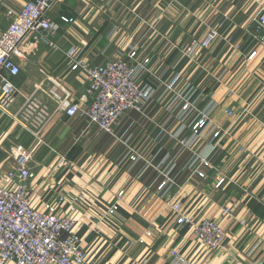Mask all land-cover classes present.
<instances>
[{"label": "crops", "instance_id": "0c3cea01", "mask_svg": "<svg viewBox=\"0 0 264 264\" xmlns=\"http://www.w3.org/2000/svg\"><path fill=\"white\" fill-rule=\"evenodd\" d=\"M26 1L0 0V33L8 10ZM262 7L264 0H57L49 13L56 34L40 29L24 43L15 78L22 94L9 112L37 92L53 116L34 135L0 112V183L14 185L6 177L13 148L31 150L34 206L52 203L73 217L92 264H264V42L253 24ZM73 48L93 64L131 50L149 59L137 80L150 97L113 134L82 112L67 115L50 96L57 86L87 103L86 72L68 64ZM119 192V209L108 215ZM77 196L84 200L70 212ZM175 202L186 216L218 220L224 247L211 252L179 225Z\"/></svg>", "mask_w": 264, "mask_h": 264}, {"label": "built area", "instance_id": "2783aa9c", "mask_svg": "<svg viewBox=\"0 0 264 264\" xmlns=\"http://www.w3.org/2000/svg\"><path fill=\"white\" fill-rule=\"evenodd\" d=\"M56 2L27 0L19 9L10 8L7 12L11 18L10 23L0 33V112L34 135H38L53 116L50 105L37 92L26 96L19 112L13 115L9 112L22 94L15 78L21 72L18 58L24 53V43L33 32L40 29L53 36L56 34L58 26L49 17ZM253 24L257 39L263 43L264 7L254 17ZM214 37V34H210L206 42H211ZM47 42L54 45L52 41ZM193 43L196 44V41ZM256 53L251 52L249 59ZM67 56L71 69L84 70L88 80L86 104L72 101L69 93H61L57 86L50 90V96L57 101V108L67 115L74 116L82 112L101 131L113 134L115 126L127 111L141 110L144 102L149 99V90L137 80L138 68L145 66L149 59L137 60L136 50H131L126 57L109 60L104 64H93L81 58L74 48ZM188 105L185 103L184 107ZM205 121L206 117H203L196 126ZM13 156L16 165L6 177L14 185L0 183V264H92L76 220L70 215H60L51 203L45 204L44 210L34 206L29 184L33 176L31 150L18 145L13 148ZM131 158L136 160L137 156L132 155ZM205 164L208 165V162ZM198 174L205 176L202 171H198ZM224 180L222 178L217 185ZM164 184L165 181L161 187ZM123 195L124 192H119L108 215L117 212ZM60 200L63 201V198ZM83 200V196L75 197L69 211L73 212ZM181 207V202L171 203L178 224L189 225L198 240L211 252L221 250L227 232L220 222L216 219L186 216L181 213ZM231 211V207L225 208L226 213ZM93 230L97 231L96 224ZM177 254L174 250L173 255ZM183 264L194 263L185 261Z\"/></svg>", "mask_w": 264, "mask_h": 264}, {"label": "rangeland", "instance_id": "374dc122", "mask_svg": "<svg viewBox=\"0 0 264 264\" xmlns=\"http://www.w3.org/2000/svg\"><path fill=\"white\" fill-rule=\"evenodd\" d=\"M52 204V203H51ZM54 205V204H53ZM148 234H151L152 235V231L151 230H147L146 231Z\"/></svg>", "mask_w": 264, "mask_h": 264}, {"label": "water", "instance_id": "95a60500", "mask_svg": "<svg viewBox=\"0 0 264 264\" xmlns=\"http://www.w3.org/2000/svg\"><path fill=\"white\" fill-rule=\"evenodd\" d=\"M31 163H32V160H31ZM30 165H31V169H32V171L34 172V168H33L32 164H30Z\"/></svg>", "mask_w": 264, "mask_h": 264}]
</instances>
